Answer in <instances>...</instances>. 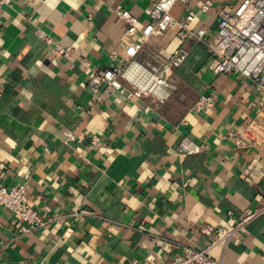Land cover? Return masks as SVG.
<instances>
[{"label":"crops","instance_id":"0c3cea01","mask_svg":"<svg viewBox=\"0 0 264 264\" xmlns=\"http://www.w3.org/2000/svg\"><path fill=\"white\" fill-rule=\"evenodd\" d=\"M157 1L3 5L0 182L26 185L30 204L49 222L22 233L24 223L0 206V264H145L148 255L168 264L186 248H209L223 264H264V213L226 247L211 246L203 232L230 229L246 211L264 206V143L235 145L252 120L264 125V90L240 74L210 69L208 42L220 13L232 12L238 0L175 5L173 15L192 14L191 28H204L207 37L189 43L188 59L174 72L178 88L167 101L90 88L114 52L119 60L132 57ZM177 31L151 34L137 59L150 52L169 57L180 44ZM56 44L74 53L62 54ZM210 92L215 106L195 111L197 99ZM184 137L203 150L180 154Z\"/></svg>","mask_w":264,"mask_h":264},{"label":"built area","instance_id":"2783aa9c","mask_svg":"<svg viewBox=\"0 0 264 264\" xmlns=\"http://www.w3.org/2000/svg\"><path fill=\"white\" fill-rule=\"evenodd\" d=\"M188 0H158L151 11L153 21L143 30L142 36L135 45V52L128 60L118 59L112 54L111 66L104 73H95L90 80V88L96 94L109 93L112 90L121 93L128 92L131 96L152 97L163 103L170 99L178 85L174 72L189 57V43L205 41L207 31L204 28L193 29L192 14L184 18L173 15V8L179 3ZM6 0H0V12ZM209 3L202 6L204 11L209 9ZM118 15L130 23L136 19L126 10H118ZM1 22V21H0ZM177 26L179 46L169 56L164 57L158 52H150L140 61L137 54L143 50L146 39L151 34H165L166 31ZM49 42H53L47 37ZM213 56L210 69L215 74H240L251 79L256 87L264 90V0H238V5L232 12L220 13L216 37L208 42ZM62 54H73L72 47L56 44ZM217 96L214 92L201 95L195 102L193 109L197 112H209L216 104ZM68 137L74 139L72 132ZM96 141V138H93ZM264 143V125L252 120L245 132L237 133L235 145L247 148ZM203 150V145L189 137L181 139L178 152L182 155H191ZM0 206L9 210L14 222L22 221V233H28L46 225L45 219L30 204L26 185L7 187L0 182ZM264 213V206L253 211H246V215L234 227L204 228L203 232L211 240V246L223 243L226 247L248 225L250 221ZM145 264H162L154 255H148ZM168 264H223L221 259H215L209 254V248H186L176 254Z\"/></svg>","mask_w":264,"mask_h":264}]
</instances>
